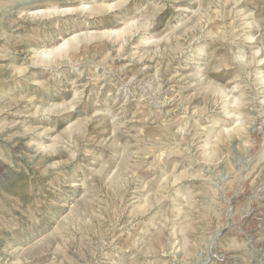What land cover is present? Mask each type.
I'll list each match as a JSON object with an SVG mask.
<instances>
[{"label": "rangeland", "instance_id": "obj_1", "mask_svg": "<svg viewBox=\"0 0 264 264\" xmlns=\"http://www.w3.org/2000/svg\"><path fill=\"white\" fill-rule=\"evenodd\" d=\"M0 264H264V0H0Z\"/></svg>", "mask_w": 264, "mask_h": 264}]
</instances>
